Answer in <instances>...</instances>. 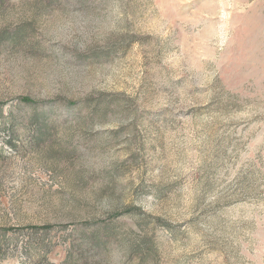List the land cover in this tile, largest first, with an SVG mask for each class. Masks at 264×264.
Masks as SVG:
<instances>
[{
  "label": "rangeland",
  "instance_id": "1",
  "mask_svg": "<svg viewBox=\"0 0 264 264\" xmlns=\"http://www.w3.org/2000/svg\"><path fill=\"white\" fill-rule=\"evenodd\" d=\"M49 263L264 264V0H0V264Z\"/></svg>",
  "mask_w": 264,
  "mask_h": 264
},
{
  "label": "trees",
  "instance_id": "2",
  "mask_svg": "<svg viewBox=\"0 0 264 264\" xmlns=\"http://www.w3.org/2000/svg\"><path fill=\"white\" fill-rule=\"evenodd\" d=\"M38 115H44V112H40V113H38V112H36L35 113V120L38 122ZM44 228H46V227H44ZM49 264H52V263H49Z\"/></svg>",
  "mask_w": 264,
  "mask_h": 264
}]
</instances>
